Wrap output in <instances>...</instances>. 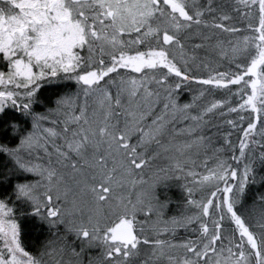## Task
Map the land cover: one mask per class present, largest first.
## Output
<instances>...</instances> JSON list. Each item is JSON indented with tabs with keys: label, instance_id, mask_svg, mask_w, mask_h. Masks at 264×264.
<instances>
[{
	"label": "snow or ice",
	"instance_id": "obj_1",
	"mask_svg": "<svg viewBox=\"0 0 264 264\" xmlns=\"http://www.w3.org/2000/svg\"><path fill=\"white\" fill-rule=\"evenodd\" d=\"M213 53L228 70L212 67ZM201 65L206 77L194 72ZM65 82L78 91L57 92ZM193 83L240 102L200 107L204 88L181 102ZM225 105L248 113L226 120L242 134L230 157L205 132ZM201 151L206 173L196 170ZM162 154L169 163L155 166ZM257 167L264 0H0V264H264ZM173 180L186 209L166 216L171 199L159 189ZM250 193L259 233L242 212ZM26 230L44 235L35 253ZM181 230L199 235L178 239Z\"/></svg>",
	"mask_w": 264,
	"mask_h": 264
},
{
	"label": "rangeland",
	"instance_id": "obj_2",
	"mask_svg": "<svg viewBox=\"0 0 264 264\" xmlns=\"http://www.w3.org/2000/svg\"><path fill=\"white\" fill-rule=\"evenodd\" d=\"M200 2L202 3L203 1L200 0ZM234 2V0H227V3H229L230 5ZM230 10V9H229ZM235 15V14H234ZM255 22V21H253ZM236 23L239 27L241 28H246L247 25V20L243 19L242 17H238L236 20ZM247 34L246 32H241L238 33L236 35H244ZM221 39H224L225 41H228L230 39H233L232 34L229 33H223L220 37ZM200 55L201 57H203L204 52L203 50H200ZM211 56V64L212 67L215 68L217 66V64L219 65V70L224 71V70H228L230 65L228 60L223 59L221 57H219L218 55L210 54ZM194 72L197 75H201L206 77L209 74V68L204 67L203 65H201L199 68H195L194 67ZM65 84H69V87L66 89H62V91H60V93H68V94H74L78 91L77 86L75 85L74 82H65ZM230 88H232L233 90H235V88L237 86L235 85H230ZM209 89V91H206L205 95L198 101V104L200 105V107H204L207 104L213 102L214 100H226V101H231V104L233 106H236L239 102V95L238 94H234V93H230L227 89H216L213 86H205V85H199L196 83H193V87L188 89V94L192 95H198L199 94V90L200 89ZM186 101L188 99H191V96L188 95V98H185ZM182 101V100H181ZM185 101V100H183ZM80 102H83V97L81 95V99ZM89 102L91 103V98H89ZM190 102V101H187ZM225 112L224 116H221L219 114L220 109L216 110L213 114H210V123L208 128L205 129V131H209V133L212 135V143L214 147H222L225 149L224 152L219 153V155L224 156V157H230L233 154H237L238 155V150H239V143L237 145H234L235 147V152H233V150L231 148H229V146L227 144H225V134L224 131L228 130L231 127V125L226 123V120L228 119H238L239 115L245 114L246 112H241V113H228L227 112V105H225V107L222 109ZM222 130L223 134L219 133V131ZM256 140H259L260 137L256 136L255 137ZM249 153L251 152V145H250V149L248 150ZM209 155H211V151H209L208 153ZM196 159V170L200 173H206V169L202 166V162L205 159L204 153L203 151H201L199 156H195L194 157ZM231 161V160H230ZM229 163H233L232 161ZM169 161L165 158V155L162 154L161 157L159 159H157L156 161H154V165L155 166H163L165 164H168ZM215 163V159L209 160L208 161V165L209 167H212L213 164ZM243 163V161L241 162V164ZM150 174V173H149ZM205 192L207 191V189L204 190ZM196 197L199 198L201 193L198 191L196 192ZM185 211V209H181V212ZM188 211H195V209H189ZM253 211H255L256 213L251 217V216H247L246 212H243V215L247 218L248 223H250L256 230H259V228L256 226V221H258L259 217H260V213L256 211V209H253ZM179 211H173V212H167L166 216H172V215H177L179 214ZM249 218V219H248ZM254 219V222L252 221ZM140 219H144V217L141 215ZM252 219V220H250ZM257 219V220H256ZM225 223L228 225V221L227 219L225 220ZM187 232H184L183 230H181V234L179 236V238L184 237V236H188L186 235ZM199 234L198 233H192L190 232V237H197Z\"/></svg>",
	"mask_w": 264,
	"mask_h": 264
},
{
	"label": "trees",
	"instance_id": "obj_3",
	"mask_svg": "<svg viewBox=\"0 0 264 264\" xmlns=\"http://www.w3.org/2000/svg\"><path fill=\"white\" fill-rule=\"evenodd\" d=\"M202 1H203L202 3L206 2V0H202ZM219 2H221V0H217V3H219ZM226 2H227V0H226ZM68 87H69V84H65V86H62L61 88L57 89L56 91L60 92V91H62V89L64 90V89H66ZM192 87H193V84L191 85V88ZM45 95L52 96L53 95V90L52 89H48L45 92ZM188 95L191 96V99H188L187 101H191L192 97H193V93H192V95L188 94V89L186 88L181 94V97H180V99L182 100L181 102H187L185 98H188ZM183 100H185V101H183ZM242 115L247 116L248 113H245V114H242ZM236 120H237V122H240L239 118L236 119ZM242 123H244L245 126H246L247 121H244ZM205 132H206V134L211 135L209 133V131H205ZM228 132H232V136L230 137V139L232 140L233 146L237 145L238 142H239V139L241 138V135H242L241 132L239 131V129L230 128L228 130H225L224 134H226ZM219 133L223 134L222 130H220ZM254 139H256V138H254ZM261 150L262 149H261V147L259 145L255 144V143L251 144V152H255L258 155ZM241 170H242V168H241ZM257 172L259 174H261V175H264V168L257 167ZM170 183H171V186L169 188L165 189V188L162 187L161 189H159V193H160L161 199L165 198V194H167V197H169L171 199V203L169 204V206H168V208L166 210V213L169 212V211L170 212H173V211L181 212V209H186V206L184 204L185 192H184L183 188L181 187V183L182 182L173 180ZM261 190H264V187H262L259 184L251 186V193H255V192H258V191H261ZM251 193L249 194L248 198L245 201V204L243 206L242 212H246L247 216H251L252 217L256 213L255 211H253V209H256V211L259 212V213L261 212V209H260L258 204L253 202V197H252ZM189 209H191V208H188L187 210H189ZM253 218H254V216H253ZM252 219H250V220H252ZM252 221L254 222V219ZM256 223H257V221H256ZM254 230L257 233H259V231H260V229L259 230L254 229ZM43 239H44V235L39 234V233H37L35 231H31V230H26L25 234L23 236V240H24L26 246L33 253L37 252V250L39 249L40 244L43 241Z\"/></svg>",
	"mask_w": 264,
	"mask_h": 264
},
{
	"label": "flooded vegetation",
	"instance_id": "obj_4",
	"mask_svg": "<svg viewBox=\"0 0 264 264\" xmlns=\"http://www.w3.org/2000/svg\"><path fill=\"white\" fill-rule=\"evenodd\" d=\"M121 71H123V70H121ZM190 232H191V231H188V232L186 233V235L189 236V235H190ZM177 238L179 239V236H178ZM193 238H195V237H193Z\"/></svg>",
	"mask_w": 264,
	"mask_h": 264
}]
</instances>
